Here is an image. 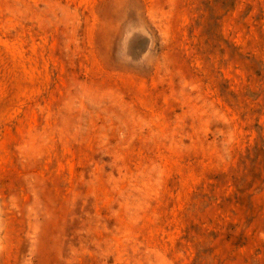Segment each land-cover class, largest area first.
Masks as SVG:
<instances>
[{
  "label": "rangeland",
  "instance_id": "374dc122",
  "mask_svg": "<svg viewBox=\"0 0 264 264\" xmlns=\"http://www.w3.org/2000/svg\"><path fill=\"white\" fill-rule=\"evenodd\" d=\"M0 264H264V0H0Z\"/></svg>",
  "mask_w": 264,
  "mask_h": 264
}]
</instances>
